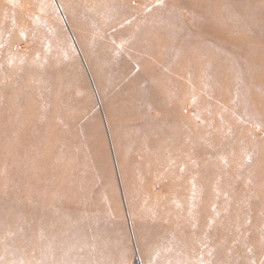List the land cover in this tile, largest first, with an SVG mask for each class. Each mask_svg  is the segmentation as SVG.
<instances>
[{"label":"rangeland","instance_id":"374dc122","mask_svg":"<svg viewBox=\"0 0 264 264\" xmlns=\"http://www.w3.org/2000/svg\"><path fill=\"white\" fill-rule=\"evenodd\" d=\"M188 230L264 264V0H0V264H168Z\"/></svg>","mask_w":264,"mask_h":264},{"label":"bare ground","instance_id":"6f19581e","mask_svg":"<svg viewBox=\"0 0 264 264\" xmlns=\"http://www.w3.org/2000/svg\"><path fill=\"white\" fill-rule=\"evenodd\" d=\"M48 150L42 149L40 151V155L44 158L45 155L48 153ZM46 159H42L40 160V164H38L37 169L39 172V180L41 182L46 181L47 180V175H46V170L47 167H49V162L48 160L46 161ZM52 164V162H51ZM61 173V171H59V174ZM63 176L57 178L59 182H62L64 180V178H62ZM50 178L53 181H56V177L55 176H50ZM56 181V182H58ZM56 204H59V202L56 200ZM182 206V205H180ZM180 209V207H179ZM183 210V208H181ZM176 221H180V219L176 220ZM185 227L182 226V228ZM190 229H192L191 226H187ZM189 234H187V236L182 237V235L180 234L181 232H178L175 234V237L173 236L171 238L170 241V248H176V250L179 251V254H177L176 257H174L168 264H218V262L216 263H211V259L210 258H205V259H199L197 260V262L195 261V257L193 255L194 252H199V251H206L208 249L212 250V246L211 243L213 241L214 236L211 234L209 235L206 231H196L193 232L191 230H188ZM187 246H191V248H185ZM180 248V250L178 248ZM190 250V251H189ZM188 251V253L186 252ZM214 257V256H213ZM218 261V258H217ZM225 264H233V262L229 259Z\"/></svg>","mask_w":264,"mask_h":264}]
</instances>
